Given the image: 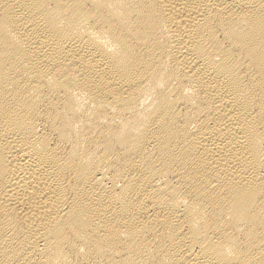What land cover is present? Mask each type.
<instances>
[{
	"label": "bare ground",
	"instance_id": "bare-ground-1",
	"mask_svg": "<svg viewBox=\"0 0 264 264\" xmlns=\"http://www.w3.org/2000/svg\"><path fill=\"white\" fill-rule=\"evenodd\" d=\"M0 264H264V0H0Z\"/></svg>",
	"mask_w": 264,
	"mask_h": 264
}]
</instances>
